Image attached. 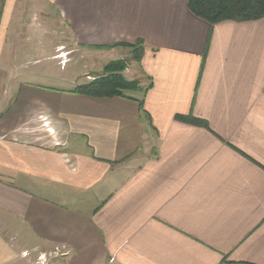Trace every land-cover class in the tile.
<instances>
[{"label":"crops","instance_id":"1","mask_svg":"<svg viewBox=\"0 0 264 264\" xmlns=\"http://www.w3.org/2000/svg\"><path fill=\"white\" fill-rule=\"evenodd\" d=\"M188 1L0 0V264H264V18ZM50 6L80 51L143 41L141 88L46 101L17 59Z\"/></svg>","mask_w":264,"mask_h":264},{"label":"rangeland","instance_id":"2","mask_svg":"<svg viewBox=\"0 0 264 264\" xmlns=\"http://www.w3.org/2000/svg\"><path fill=\"white\" fill-rule=\"evenodd\" d=\"M47 16H49V33L46 36L41 38L33 37L32 40L36 41H28V48L30 49L27 52L28 56H26V60L17 59L18 62L27 61L28 65H30L31 70L35 72L38 77L33 78L32 83L33 86L41 88L43 90V95L46 98V101L50 98L52 100V93L56 91H73L72 89L76 87L78 83L85 84L93 81L97 76H101L104 74V69L110 62H113L118 54L116 55L115 51H107L98 53V55L94 53H90L88 51H80L74 47V43L71 41L70 36L68 34V30L64 29V33L58 32V28L60 27L61 20L53 8V6L49 7ZM30 13L27 16V19H30ZM31 21L26 20L24 25L27 26V29L31 30L29 23ZM63 35V36H62ZM61 41H63L61 43ZM59 45L60 47L53 50L55 45ZM18 47L23 48L24 44H17ZM32 49H35L31 52ZM54 51V52H53ZM54 53V58H45L49 57ZM33 55V58H32ZM62 55V56H61ZM42 56L41 59H36V57ZM66 56V57H65ZM133 56H128L124 59L129 62V66H134V70H136L137 65L135 60H132ZM39 60L38 62H35ZM115 60V61H119ZM29 67V66H28ZM127 69L125 70L127 72ZM123 72V75L129 80H136L141 84L139 78H132L131 76H127L126 72ZM43 73V75L40 74ZM128 73V72H127ZM145 82V78H143ZM82 84V85H83ZM71 89V90H69ZM131 93V92H129ZM128 93V94H129ZM134 93V92H132ZM35 98V97H34ZM20 114V108L18 109L17 114ZM32 114L35 116L36 120V128L30 131V126H23L24 132H51V128H49L50 124L48 122V114L44 111H40L37 107L34 109ZM7 127V124L4 127ZM49 130V131H48ZM51 134V133H50ZM43 142V140H40ZM60 141V139H59Z\"/></svg>","mask_w":264,"mask_h":264},{"label":"trees","instance_id":"3","mask_svg":"<svg viewBox=\"0 0 264 264\" xmlns=\"http://www.w3.org/2000/svg\"><path fill=\"white\" fill-rule=\"evenodd\" d=\"M188 7L192 14L212 26L225 21L247 22L264 18V0H189ZM121 45L131 49L133 59L140 61L144 51L143 41ZM127 67L125 60L110 62L103 75L77 86L72 92L95 98L128 97V93L139 90L141 84L123 75Z\"/></svg>","mask_w":264,"mask_h":264},{"label":"bare ground","instance_id":"4","mask_svg":"<svg viewBox=\"0 0 264 264\" xmlns=\"http://www.w3.org/2000/svg\"><path fill=\"white\" fill-rule=\"evenodd\" d=\"M62 56V55H61ZM66 57V56H65Z\"/></svg>","mask_w":264,"mask_h":264}]
</instances>
